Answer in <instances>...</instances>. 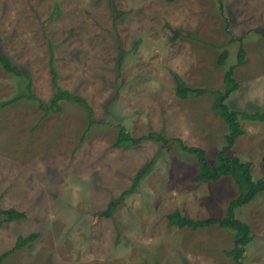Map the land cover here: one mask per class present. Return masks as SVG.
I'll use <instances>...</instances> for the list:
<instances>
[{
  "label": "rangeland",
  "instance_id": "rangeland-1",
  "mask_svg": "<svg viewBox=\"0 0 264 264\" xmlns=\"http://www.w3.org/2000/svg\"><path fill=\"white\" fill-rule=\"evenodd\" d=\"M166 24L180 32L175 40ZM257 30L264 31V0H0V51L28 74L34 95L48 107L58 88L83 97L92 112L89 124L83 107L65 97L45 112L21 97L26 79L0 66V102L11 100L0 106V205L24 214L3 215L0 254L19 236L37 234L3 264H233L224 253L231 230L166 221L175 209L192 219L223 217L237 195L233 180L195 182L196 159L174 141L113 143L118 124L133 137L156 131L204 149L213 163L227 126L212 112L210 93L179 99L174 76L222 90L241 44L238 89L226 103L264 109ZM223 49L227 59L217 65ZM240 123L245 134L229 155L264 179V122ZM151 161L111 216L101 215ZM235 216L251 228L243 263L264 264V192Z\"/></svg>",
  "mask_w": 264,
  "mask_h": 264
},
{
  "label": "trees",
  "instance_id": "trees-1",
  "mask_svg": "<svg viewBox=\"0 0 264 264\" xmlns=\"http://www.w3.org/2000/svg\"><path fill=\"white\" fill-rule=\"evenodd\" d=\"M168 2H173L176 0H167ZM112 14L114 18H118L121 12H116V9L112 7ZM119 14V15H118ZM166 28L171 33L172 40H175L179 33L177 30L173 29L169 24H166ZM257 33L264 35V31H258ZM231 42L234 41V38L230 39ZM228 52L226 49H223L217 57V65H223L227 59ZM244 49L240 44L237 51L236 63L231 65L223 74V88L219 91H211L205 87H193L186 85L177 76H174L175 79V95L179 99H187L189 97H198L203 96L207 93H210L212 96L211 110L217 115L227 126V132L223 136V145L218 150L214 162L211 163L204 151V149L197 146H188L182 139L165 137L161 132L150 131L148 134L140 137H133L128 133L125 128L118 124L117 125V136L113 143L115 148H127L130 146H135L144 140H152L158 143L160 146H166L170 141H174L178 144V147L181 151L186 154L193 156L196 159L198 169L195 173L193 180L195 182L208 181V182H217L222 177H230L237 187V195L230 200L227 205L225 214L223 217L218 218H209V219H192L187 216H184L180 213L179 210L175 209L169 212L166 215V221L168 227H177V228H188L190 230L200 229V228H209L212 226H218L224 229L231 230L233 232V241L232 247L225 251V255L230 257L233 264H244V251L247 245L252 240L251 228L250 226L236 218L235 210L240 207H244L249 204L253 199H255L260 193L264 192V179H254L250 169V163L241 161L236 156H230L229 152L233 147L236 140L245 134V130L242 128L240 119L247 121H257L264 122V109H257L253 111L237 110L231 108L226 103V100L238 89V83L233 77L234 69L241 65L244 61ZM0 66L8 73L15 74L19 77L26 79V94H23L21 97L28 100H32L38 103V107L45 112L54 108L57 104V101L65 97L68 100L79 103L80 106L87 113L88 123L91 124L92 112L90 107L87 105L86 100L78 95H69L66 92L57 88V93L49 101V106L46 107L44 103L37 98L32 92L31 80L28 74L21 70L17 65H15L11 58L5 55L0 51ZM52 77L54 79L55 72L53 68H50ZM11 101V100H10ZM10 101L0 102V106L8 104ZM88 128V127H87ZM83 136L81 137V140ZM80 140V141H81ZM153 161L149 162L145 167H143L132 179L130 189L124 191L121 196L116 199H112L101 215L111 216V213L117 203L120 202L124 195L132 193L135 188L138 186L139 181L148 173ZM6 213L14 214L19 218H23L24 214L17 212L14 209H2L0 205V227L3 224V215ZM37 237L36 233H30L26 236H19L13 247L4 253L0 254V264H3V260L13 254L15 251L23 248L29 243L33 242Z\"/></svg>",
  "mask_w": 264,
  "mask_h": 264
}]
</instances>
